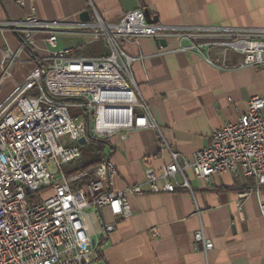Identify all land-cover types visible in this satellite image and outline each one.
Masks as SVG:
<instances>
[{
  "label": "crops",
  "instance_id": "crops-1",
  "mask_svg": "<svg viewBox=\"0 0 264 264\" xmlns=\"http://www.w3.org/2000/svg\"><path fill=\"white\" fill-rule=\"evenodd\" d=\"M90 3L108 22L142 8L173 30L156 38L126 40L123 47L135 58L133 78L163 137L183 156L190 158L210 145L215 129L237 121L251 97L264 96V53L261 65H244L241 52L211 45L232 39L224 28L244 34L264 28V0H0V21L21 20L31 12L41 20L64 21L66 26L57 29L55 50L103 56L108 52L94 47L102 41L79 27V14L90 12ZM180 33L187 34L180 39ZM47 34L35 32L33 45L18 51L21 36L9 28L0 30V77L7 50L18 51L10 75L0 82V100L9 98L52 50ZM192 43L199 48L182 49ZM108 142L102 152L117 168L113 188L140 184L143 193L127 195L128 217H115L106 206L86 210L84 221L97 251L90 264H264V186L252 190L251 178L231 172L198 179L188 168L192 191L154 193L145 183V169L160 173L169 161L157 132L136 129L124 138L114 134ZM176 179L180 182L181 175ZM108 224L114 228L102 240ZM200 228L213 242L206 252L194 244L193 234Z\"/></svg>",
  "mask_w": 264,
  "mask_h": 264
},
{
  "label": "built area",
  "instance_id": "built-area-1",
  "mask_svg": "<svg viewBox=\"0 0 264 264\" xmlns=\"http://www.w3.org/2000/svg\"><path fill=\"white\" fill-rule=\"evenodd\" d=\"M89 7L91 20L79 27L90 29L95 41L106 43L108 53L103 56L55 50L57 29L66 26L64 21L41 20L34 12L21 20L0 21V30L9 28L21 36L18 51L33 45L37 31L48 33L46 41L52 48L15 92L0 100V264H90L97 251L84 221L86 210L106 206L115 217L130 216L127 195L141 194L143 189L134 184L115 190L117 168L111 161L105 159L87 171L65 173L62 169L63 164L81 158V147L89 141L87 122L90 134L105 140L118 133L124 138L136 129L157 132L169 161L160 173L145 169V183L151 192L192 191L188 168L198 179L231 172L251 178L252 190L264 186V96L251 97L237 121H227L215 129L210 145L196 150L190 158L183 156L163 137L133 78L135 58L123 47L126 40L156 38L173 30L148 21L142 8L126 12L117 22H108L92 3ZM224 29L232 39L211 45H219L224 52H241L244 65L263 63L264 28L248 30L250 34ZM186 34L180 33L179 38ZM199 46L192 43L182 49ZM18 51L7 50L0 82L10 75ZM70 98L80 102L71 103ZM70 106L82 108V114L71 116ZM82 137H86L83 145L79 143ZM260 210L264 214V203H260ZM113 228V224L105 225L100 239H106ZM151 231L158 235L156 227ZM193 239L195 247L204 252L213 247L202 228L194 232Z\"/></svg>",
  "mask_w": 264,
  "mask_h": 264
},
{
  "label": "rangeland",
  "instance_id": "rangeland-1",
  "mask_svg": "<svg viewBox=\"0 0 264 264\" xmlns=\"http://www.w3.org/2000/svg\"><path fill=\"white\" fill-rule=\"evenodd\" d=\"M101 46L102 47V51L103 53H107L108 52V47L106 45V43L104 41L102 42H99V43H96L94 45V47H99ZM69 102L71 103H77V102H80L77 98H70V99H67ZM83 112V109L80 108V107H75V106H70L69 107V113L71 116L73 117H78L82 114ZM93 134V133H92ZM97 148L94 147L93 145H83L81 147V158L80 159H76L74 161H71L67 164H63L62 165V169L65 173H73L74 171H76L77 169H80L81 168V165L82 164H86V163H89L90 161H92L94 159V155L95 153H97ZM50 193V192H48Z\"/></svg>",
  "mask_w": 264,
  "mask_h": 264
},
{
  "label": "trees",
  "instance_id": "trees-1",
  "mask_svg": "<svg viewBox=\"0 0 264 264\" xmlns=\"http://www.w3.org/2000/svg\"><path fill=\"white\" fill-rule=\"evenodd\" d=\"M78 50L80 51V49H78ZM75 53L77 54V52H75ZM91 136H92V134H91ZM88 145H93L98 150L97 153H95L94 159L92 161H90L88 164L82 166L80 169H77L74 172H78L80 170H84V171L91 170L95 166H97L100 162L105 160L106 157H105V155H103L102 151H103L104 146L106 145V142L103 141V139L92 136L88 141Z\"/></svg>",
  "mask_w": 264,
  "mask_h": 264
},
{
  "label": "water",
  "instance_id": "water-1",
  "mask_svg": "<svg viewBox=\"0 0 264 264\" xmlns=\"http://www.w3.org/2000/svg\"><path fill=\"white\" fill-rule=\"evenodd\" d=\"M144 13H145V16H146V19L150 22H157V19L153 16H151V14L147 11V10H144ZM79 20L82 21V22H89L91 20V15H90V12L88 10H84L82 12H80L79 14ZM159 43H161L162 45H165V40L162 39V38H158L157 39ZM91 134H90V128H89V122H87V138H91ZM103 141L106 142V145L109 143L107 140L103 139ZM79 143L80 144H85L86 143V137H82L79 139Z\"/></svg>",
  "mask_w": 264,
  "mask_h": 264
}]
</instances>
